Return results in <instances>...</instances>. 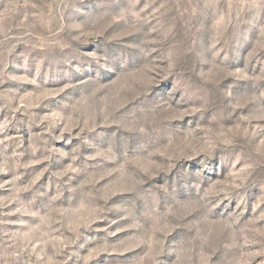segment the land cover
<instances>
[{"label":"rangeland","instance_id":"obj_1","mask_svg":"<svg viewBox=\"0 0 264 264\" xmlns=\"http://www.w3.org/2000/svg\"><path fill=\"white\" fill-rule=\"evenodd\" d=\"M0 264H264V0H0Z\"/></svg>","mask_w":264,"mask_h":264}]
</instances>
